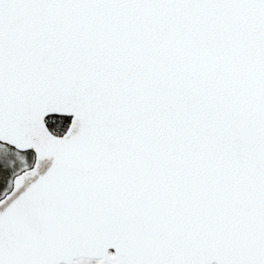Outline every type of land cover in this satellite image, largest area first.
I'll use <instances>...</instances> for the list:
<instances>
[{"label": "snow or ice", "instance_id": "6c2138e0", "mask_svg": "<svg viewBox=\"0 0 264 264\" xmlns=\"http://www.w3.org/2000/svg\"><path fill=\"white\" fill-rule=\"evenodd\" d=\"M0 264H264V0H0Z\"/></svg>", "mask_w": 264, "mask_h": 264}]
</instances>
